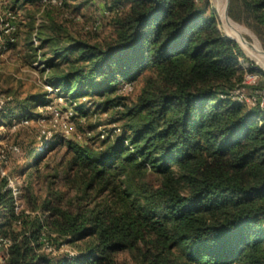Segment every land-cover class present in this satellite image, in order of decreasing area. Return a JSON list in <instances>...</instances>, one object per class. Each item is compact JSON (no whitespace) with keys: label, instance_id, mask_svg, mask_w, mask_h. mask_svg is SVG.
<instances>
[{"label":"trees","instance_id":"trees-1","mask_svg":"<svg viewBox=\"0 0 264 264\" xmlns=\"http://www.w3.org/2000/svg\"><path fill=\"white\" fill-rule=\"evenodd\" d=\"M247 1L264 23V0ZM197 19L194 0H135L112 45L44 41L49 85L72 99L112 92L146 69L157 75L123 114L133 136L114 153L69 144L78 174L92 170L91 184L106 174L121 181L122 210L96 223L89 264L146 240L151 264H264V130L229 99H214L216 87L230 86L237 54L211 21ZM146 174L158 180L152 188ZM66 224L68 237L84 230L77 219ZM0 239L12 243L5 264H44L27 241L1 231Z\"/></svg>","mask_w":264,"mask_h":264},{"label":"rangeland","instance_id":"rangeland-1","mask_svg":"<svg viewBox=\"0 0 264 264\" xmlns=\"http://www.w3.org/2000/svg\"><path fill=\"white\" fill-rule=\"evenodd\" d=\"M134 1L0 0V186L5 201L12 202V208L0 207V231L12 242L27 241L44 264H89L83 256L98 245L96 223L108 222L122 210L120 179L106 174L91 184L92 170L78 174L69 144L95 154L114 153L133 136L123 114L157 79L154 70L146 69L132 82L113 84L112 92L89 91L72 99L49 85L44 62L52 53L44 41L53 39L51 43L59 47L112 45ZM194 4L197 20L211 21L209 26L232 41L237 54L230 86L216 87L214 99H229L264 130V61L225 29L222 16L246 29V43L256 41L264 53L259 11L250 9L247 0H194ZM141 180L150 188L158 181L152 174ZM75 219L84 230L74 239L61 228ZM11 244L0 246V264L7 262ZM151 248L146 240L133 249L110 253V262L102 264H151L145 256Z\"/></svg>","mask_w":264,"mask_h":264},{"label":"bare ground","instance_id":"bare-ground-1","mask_svg":"<svg viewBox=\"0 0 264 264\" xmlns=\"http://www.w3.org/2000/svg\"><path fill=\"white\" fill-rule=\"evenodd\" d=\"M222 16L224 18L223 20L225 21V29L231 30L235 35H237V37H239L242 45L248 46V48L252 54L257 55L258 58H260L262 61H264V53L261 51L257 42L254 41L253 44H251V45H248L246 43V40L243 37L244 35L247 34L246 29L241 28L239 26H236L234 23L230 22L226 18V16H224V14Z\"/></svg>","mask_w":264,"mask_h":264},{"label":"built area","instance_id":"built-area-1","mask_svg":"<svg viewBox=\"0 0 264 264\" xmlns=\"http://www.w3.org/2000/svg\"><path fill=\"white\" fill-rule=\"evenodd\" d=\"M9 244V241H7V240H4V239H0V246L1 245H8Z\"/></svg>","mask_w":264,"mask_h":264},{"label":"water","instance_id":"water-1","mask_svg":"<svg viewBox=\"0 0 264 264\" xmlns=\"http://www.w3.org/2000/svg\"><path fill=\"white\" fill-rule=\"evenodd\" d=\"M227 18V17H226ZM228 19V18H227ZM229 20V19H228Z\"/></svg>","mask_w":264,"mask_h":264}]
</instances>
